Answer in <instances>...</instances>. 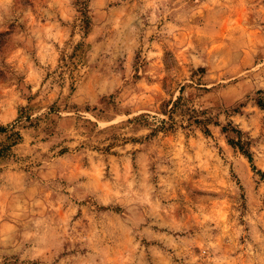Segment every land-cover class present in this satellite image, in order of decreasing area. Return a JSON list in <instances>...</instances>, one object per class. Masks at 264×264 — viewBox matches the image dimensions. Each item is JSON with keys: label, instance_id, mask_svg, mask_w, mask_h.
<instances>
[{"label": "rangeland", "instance_id": "1", "mask_svg": "<svg viewBox=\"0 0 264 264\" xmlns=\"http://www.w3.org/2000/svg\"><path fill=\"white\" fill-rule=\"evenodd\" d=\"M259 98L264 0H0V264H264Z\"/></svg>", "mask_w": 264, "mask_h": 264}, {"label": "trees", "instance_id": "2", "mask_svg": "<svg viewBox=\"0 0 264 264\" xmlns=\"http://www.w3.org/2000/svg\"><path fill=\"white\" fill-rule=\"evenodd\" d=\"M182 90L183 88L180 89V92H182ZM180 101H181L180 98L177 99V101H175V103L170 108L168 112L169 120L172 121V119H170L171 115H173L180 108L179 107ZM256 104L260 108L264 109V100H262V98H259ZM186 112H187V115L189 116V119H191V121H193L194 124L201 126L204 134L209 135L210 132L207 128V125L210 119L209 118H205V119L197 118L196 112L194 110L187 109ZM232 112L237 113L238 111L233 110ZM162 123L163 125L159 127L161 131H168V130L173 129V125H174L173 121L171 123L163 121ZM221 130L223 133H226V134L231 133L235 135V138H228L227 143L232 148L237 149L243 156H245L249 163H252V155L247 149L249 142L242 140V132L236 127H234L231 123L227 124L226 126H223ZM0 133L7 134L6 140L8 141V144L6 146H2V145L0 146V159H4L7 157L8 151L10 150V148L14 146L15 144H17L18 141H20L21 136L19 132H17L14 128L8 130L4 127H0ZM261 175H264V174L261 173Z\"/></svg>", "mask_w": 264, "mask_h": 264}]
</instances>
